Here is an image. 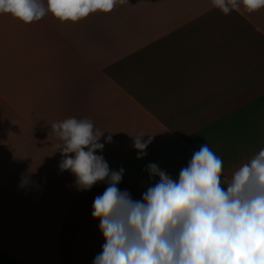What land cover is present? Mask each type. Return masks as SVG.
I'll use <instances>...</instances> for the list:
<instances>
[{
    "label": "crops",
    "instance_id": "0c3cea01",
    "mask_svg": "<svg viewBox=\"0 0 264 264\" xmlns=\"http://www.w3.org/2000/svg\"><path fill=\"white\" fill-rule=\"evenodd\" d=\"M0 264H264V0H0Z\"/></svg>",
    "mask_w": 264,
    "mask_h": 264
}]
</instances>
